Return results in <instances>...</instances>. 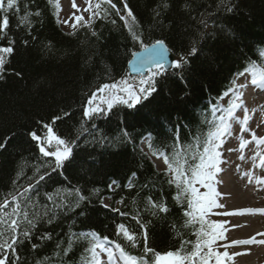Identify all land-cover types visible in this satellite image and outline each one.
Segmentation results:
<instances>
[{
  "label": "trees",
  "instance_id": "obj_1",
  "mask_svg": "<svg viewBox=\"0 0 264 264\" xmlns=\"http://www.w3.org/2000/svg\"><path fill=\"white\" fill-rule=\"evenodd\" d=\"M113 3L123 10L120 0ZM127 3L136 17L134 31L143 43L150 45L163 40L178 60L184 56L187 62L180 69L173 68L157 77V92L136 107L129 109L124 104H116L111 110L103 107L106 115H96L91 120L83 117V109L94 91L121 79L139 83L140 77L127 74V62L140 44L133 41L124 22L110 10L106 17L94 19L91 27L66 32L57 21L55 0L53 3L19 0L20 12L9 13L7 35L0 39V46H8L9 39L15 41L13 53L5 54V64L0 69V144H5L0 149V203L3 193L12 191L14 180L20 187H26L33 182L28 178L37 167L54 166V158L43 157L28 135L36 131L43 137L45 123L51 124L61 138L79 139L63 172L58 170L51 179L42 182L41 193L56 187H79L91 201V204L82 202L79 208L61 215L52 224H39L32 240L18 248L22 264H37L38 260L42 264H60L56 245L62 242L61 249L67 248L71 231H95L100 238L107 236L121 243L131 255L140 256L144 238L133 220L137 212L143 222H150L147 245L154 251H176L183 241L194 243L197 239L195 232L199 225L185 223L186 203L178 204L173 199L175 185L169 186L165 170L154 167L138 142L150 136L151 140L146 142L151 155L156 149L171 154L174 129L179 124L181 142L192 143L199 134L202 150L203 138L218 120L213 116L212 106L228 89L232 78L246 67L256 72L264 67L261 55L264 0H127ZM25 4L28 11L40 12L39 16L29 17L30 29L18 26ZM229 7L233 9L231 12L227 11ZM113 20L116 22L112 23ZM192 48L197 49L196 53L191 52ZM54 116L61 119L52 124ZM81 124L87 132L81 130ZM125 131L128 136H124ZM43 171L42 168L40 174ZM20 172L23 175L17 180ZM133 172L137 173L134 187L128 188ZM113 179L120 187L109 191L107 185ZM146 183L155 184L152 195L166 201L168 213L153 216L145 211L149 191L142 190V186ZM101 201L109 207H103ZM112 209L127 215L121 216ZM82 211L84 215H80ZM119 223L137 234L136 248L116 236L115 226ZM44 233L51 234L52 239L41 243L38 237ZM32 244L40 247L33 251ZM87 246L85 241L74 244L63 257V264H80ZM190 250L191 244L185 251ZM45 257L49 259L44 260Z\"/></svg>",
  "mask_w": 264,
  "mask_h": 264
},
{
  "label": "snow or ice",
  "instance_id": "obj_2",
  "mask_svg": "<svg viewBox=\"0 0 264 264\" xmlns=\"http://www.w3.org/2000/svg\"><path fill=\"white\" fill-rule=\"evenodd\" d=\"M53 3V0H49ZM123 4V10L117 7L113 0H99L95 4H91L85 11L89 12L88 20H84L83 16H75V21L71 26L74 31L78 27H91L94 19L106 17L110 10H114L115 15L119 16V19L124 22L126 27L132 36L133 41H137L140 44V51L133 52V59L129 63L133 66L134 70L140 74L138 85L130 84L128 80L121 79L113 84H105L93 92L87 100V105L83 109V117L91 120L96 115H106V110L102 105H106L107 110H111L116 104H124L129 109L140 104L142 100H147L153 93L157 92V77L161 76L166 70V63L168 59L169 49L166 47L163 40H156L152 44H145L141 40V37L134 31L133 25L136 22V17L133 11L129 8L127 0H120ZM102 5H107V8H103ZM73 8H76L73 0ZM55 7L59 9L58 0H55ZM167 7V5H165ZM25 12L22 17H19L18 26H27L31 28V22L29 17L32 15L39 16L40 12L37 10L35 13L28 11V5H24ZM13 10L18 14L20 12L19 0H0V39L5 38L9 27V13ZM232 8H227V11L231 12ZM79 11V9H77ZM123 11V14H122ZM116 21L113 20L112 23ZM65 24L68 21H64ZM95 35V32H93ZM14 39L8 40V46H0V69L5 64V54H11L14 51ZM27 44V41H25ZM197 49L192 48L191 52L196 53ZM264 55V53H261ZM187 62L184 56H181L179 60H173L171 67L174 69H180L183 64ZM245 72H251V84L258 85L264 88V84L260 83L264 81V73L257 75V72L253 69L245 68L243 72H239V76H244ZM19 75V73H17ZM243 87V85H240ZM109 91L107 95H99L98 93H104ZM238 92L237 87L229 88L224 95H235ZM237 100L239 97H236ZM242 107L241 104L234 101L230 102V105L226 109H222L219 104L212 106V113L215 116L216 112L222 111L223 115L218 117L215 123V127L211 129L202 140L201 150V136L199 134L193 137L192 143H182L180 138V125L175 126V137L172 145L171 154L166 151L156 149L152 151L153 156L163 157L164 164L167 166L165 169V175L169 177L167 183L169 186L175 185L176 195L173 199L178 204L186 203L183 215L187 218L186 225H199L198 230L195 232L196 241H183L180 249L176 251L159 252L154 251L147 245L148 228L150 222H143L141 215L137 212L133 216V220L141 229V235L144 238L143 253L140 256L131 255L122 247L121 243L108 241V237L105 236L101 239L95 231H71L68 236V247L61 249V243H57L58 250L56 256L60 257V264H63V257L67 256L74 244H78L81 241L87 242V247L84 248L80 258V264H102L101 255L104 254L107 257L106 264H225V260L232 259L228 251H218V247L227 249L228 244H219L218 241L225 240V232L227 229L222 222L210 219V214L213 210L222 207L217 203V197L220 193L217 191L215 184L218 183L216 175L221 171V157L222 152L219 149L224 144V138L230 134L231 125L229 123L230 118L233 117V111ZM65 116L68 114L65 113ZM61 119L59 116L52 118V124ZM248 116L245 114L241 131H249L247 127ZM46 132L44 136H40L36 131L28 133L30 138L36 142L39 153L43 157L54 158V166L52 164L41 165L36 168V171L32 177H29V182L26 187H20L16 180L13 181L12 191L3 193V200L0 203V264H22V257L18 251V248L23 246L25 242H30L37 231V226L41 223L52 224L61 215H68L75 209L79 208L82 202L91 201L88 197L82 194V190L79 187H56L52 191H44L41 193L40 189L42 182L46 179H51L52 173H56L58 170L62 173L63 168L72 157L74 146L77 145L79 137L77 139L61 138L53 131L51 124H43ZM95 127V125H93ZM81 130L87 132L88 129L84 128L81 124ZM124 136H128L125 131ZM253 139H256V134L252 133ZM149 141L151 137H147ZM258 144H264V138H260L256 141ZM249 141H242L240 147L243 148ZM5 144H0V149H3ZM149 148L152 149L153 145L149 143ZM54 149V150H52ZM231 151V149H227ZM260 164L264 165V155L259 156ZM44 169L43 174L41 169ZM50 168L51 171L47 169ZM23 172L18 173L17 180ZM137 173H131L128 184L126 187L133 188L134 181ZM109 191H114L120 187L117 180L113 179L110 184L107 185ZM155 188V184L146 183L142 186L143 189L149 191V195L145 198V211L150 212L153 216H159V214L168 213L166 201L161 197L159 199L154 198L152 192ZM94 192H98L99 189H94ZM33 193L35 195H33ZM139 195V194H138ZM123 203V199L120 201ZM101 205L108 208L109 205ZM112 211L120 212L119 209H112ZM253 209H241L239 212H251ZM258 211L264 212V209ZM82 211L80 215H84ZM225 215H235L236 213H224ZM121 216L127 215V213L120 212ZM115 232L117 237H123L125 241L131 246V248L137 247L139 237L137 234L126 227L125 224L119 223L115 226ZM257 235H264V233H258ZM52 239L51 234L44 233L38 237V240L42 242ZM107 242V243H106ZM255 238L244 240H232L231 244H251L256 243ZM109 243L113 245L109 246ZM264 243V240L259 241ZM191 244V250L185 251L186 247ZM33 251L40 247V244L31 245ZM61 251L63 256H61ZM239 255V253L235 254ZM145 256H150L151 259H145ZM45 257L44 260H48ZM37 264H42V261L38 260Z\"/></svg>",
  "mask_w": 264,
  "mask_h": 264
},
{
  "label": "bare ground",
  "instance_id": "obj_3",
  "mask_svg": "<svg viewBox=\"0 0 264 264\" xmlns=\"http://www.w3.org/2000/svg\"><path fill=\"white\" fill-rule=\"evenodd\" d=\"M250 94V93H248ZM254 113L249 119L248 129L245 132V136L250 138L249 143L245 144L244 149L252 148L253 139L252 133L256 136L259 133L264 132V120L259 123L255 128H250L255 124V115L264 112V100L259 98V101L255 108ZM261 153H264V144L260 145ZM246 151L242 154L238 150L231 149V151H225L222 154L223 167L218 173L217 181L215 184L217 191L220 193L219 201L217 203L222 207L217 208V213L222 221H226V226L231 231V234L227 237L229 240L228 251L235 256L232 264H264V243L251 244H236L232 245V240H244L255 238L264 240V235H257L258 233H264V212L258 211L264 209V184H260L254 192L247 191L246 187L240 183V178L236 177V174L240 170L241 162L245 158ZM231 155L235 157L230 158ZM264 155V154H261ZM253 173L259 175L264 181V165L260 164L258 160V167L253 170ZM251 180L250 186H257L261 181ZM241 209H253L251 212L240 213ZM224 213H236L235 215H225ZM247 250H241L239 247L247 246ZM239 253V255H235Z\"/></svg>",
  "mask_w": 264,
  "mask_h": 264
},
{
  "label": "rangeland",
  "instance_id": "obj_4",
  "mask_svg": "<svg viewBox=\"0 0 264 264\" xmlns=\"http://www.w3.org/2000/svg\"><path fill=\"white\" fill-rule=\"evenodd\" d=\"M69 1L70 0H58L59 9H57V11H58V14H57L58 21L60 23L61 28L64 31H66V32H72L74 30L71 25L74 22H76L75 21V16H83L84 20H88L89 12L85 11V9L88 8L91 4H93L95 0H80V2L77 3L76 8H74V9L70 6L71 4H70ZM74 1H76V0H74ZM97 1L98 0H96V2ZM77 9H79V11H77ZM66 20L68 21L67 24L64 23V21H66ZM259 73H264V69L260 70ZM244 77L237 79L236 82H238V84L247 82ZM96 91H94V92H96ZM109 91H113L114 92L115 90H106L104 93H98V96L99 95H107L109 93ZM263 93L264 92H262V94ZM237 96H240L239 92H237ZM235 99H237V98L235 97ZM102 107H106V105H102ZM231 120H232V118H230L229 123H231ZM235 128L236 129H241V127L239 126V123H236ZM232 131H233V134H234V132H236L234 129ZM224 148H227V147L224 146ZM219 151H220V149H219ZM153 162H154V164H155L157 169H159V170H163L164 169V167H163V165H162L160 160L153 159ZM224 227H226V226H224ZM227 234H228V231H227ZM218 250L219 251H225V248L218 247ZM102 255H104V254H102ZM233 260H234V257H232V259H230V260H227V264H232ZM225 262H226V260H225Z\"/></svg>",
  "mask_w": 264,
  "mask_h": 264
},
{
  "label": "water",
  "instance_id": "obj_5",
  "mask_svg": "<svg viewBox=\"0 0 264 264\" xmlns=\"http://www.w3.org/2000/svg\"><path fill=\"white\" fill-rule=\"evenodd\" d=\"M140 51V50H138ZM136 51V52H138ZM133 59V56H131L130 60L131 61ZM173 60H177V57L169 50L168 52V59H167V63H166V70L165 71H169L172 69L171 67V63ZM129 61L127 62V71L129 75L132 76H140V74L134 70L133 66L129 63Z\"/></svg>",
  "mask_w": 264,
  "mask_h": 264
}]
</instances>
